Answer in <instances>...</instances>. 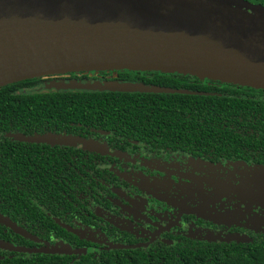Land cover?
Listing matches in <instances>:
<instances>
[{"label": "flooded vegetation", "instance_id": "af4514ba", "mask_svg": "<svg viewBox=\"0 0 264 264\" xmlns=\"http://www.w3.org/2000/svg\"><path fill=\"white\" fill-rule=\"evenodd\" d=\"M116 77L115 70L50 73L19 92L64 91L50 84ZM229 87L258 108L250 114L231 115L235 118L234 128L228 131L232 137L216 146L206 142L183 148L163 146L66 121L60 113H30L28 131L0 132V185L15 182L18 189L27 185L28 200L52 202L41 207L43 215L73 232L74 248L95 257L104 251H154L188 241L250 242L264 236L260 191L264 184V91ZM12 133L26 138L14 139ZM81 138L92 145H82ZM178 193L179 197L174 196ZM0 215L30 234L28 248L66 242L33 234L55 230L51 223L34 221L28 214L27 230L24 217L13 218L1 210ZM253 217L257 222H251ZM0 227L3 232L19 234L2 222ZM223 233L243 235L244 240L215 238Z\"/></svg>", "mask_w": 264, "mask_h": 264}, {"label": "water", "instance_id": "95a60500", "mask_svg": "<svg viewBox=\"0 0 264 264\" xmlns=\"http://www.w3.org/2000/svg\"><path fill=\"white\" fill-rule=\"evenodd\" d=\"M123 68L264 88V6L246 0H0V86L53 72ZM50 87L187 92L110 80L72 79ZM0 222L31 237L1 216ZM0 249L84 253L62 242L28 248L2 239Z\"/></svg>", "mask_w": 264, "mask_h": 264}, {"label": "trees", "instance_id": "16d2710c", "mask_svg": "<svg viewBox=\"0 0 264 264\" xmlns=\"http://www.w3.org/2000/svg\"><path fill=\"white\" fill-rule=\"evenodd\" d=\"M246 1L264 6V0ZM99 70H115L117 77L110 81L139 82L185 89L188 92H19L46 74L33 76L0 86V132L28 131L26 123L30 113H60L65 116L66 121H79L89 127L126 134L148 142L154 141L158 145L183 148L184 145L206 142L209 146H216L232 137L228 134L234 128L231 123L235 122L231 115L250 114L251 110L256 111L258 108L254 101L237 97L236 89L229 85L264 91L262 87L189 73L124 68ZM209 82H217L222 86ZM4 186L0 185V210L3 213L11 214L13 218L24 217L27 220V230L28 214L34 221L51 223L55 230L33 234L45 239H49L51 235L59 237L66 241L62 243L74 248V243L71 242L73 232L56 225L51 218L43 215L41 207L45 209V205L52 202L28 200L27 185H22L19 189L15 182ZM48 210L52 212L51 209ZM20 235L10 231L3 232L0 227V239L28 247V238ZM153 249L154 251H104L97 257L89 251L62 255L0 249V264H264V236L254 237L247 243L188 241Z\"/></svg>", "mask_w": 264, "mask_h": 264}, {"label": "rangeland", "instance_id": "374dc122", "mask_svg": "<svg viewBox=\"0 0 264 264\" xmlns=\"http://www.w3.org/2000/svg\"><path fill=\"white\" fill-rule=\"evenodd\" d=\"M11 136L14 138V139H18V140H21V139H25L26 137L20 133H12ZM262 186L260 187V191L262 192V195L264 196V184H261ZM174 196L176 197H179V193L178 194H175ZM173 196V197H174ZM209 211V208L207 209ZM212 212H217V210H213ZM217 214H220L219 212ZM227 216H232L233 213L231 212H226ZM223 216V214H221ZM2 217V215H0ZM227 220H230V219H227ZM256 220H258L257 218H252L251 219V222H257ZM197 234H203L202 232H199ZM190 235H193V234H190ZM215 238L219 239V240H225V241H229V240H238V241H241V240H244V236L243 235H238L236 233H223L222 235H215Z\"/></svg>", "mask_w": 264, "mask_h": 264}]
</instances>
